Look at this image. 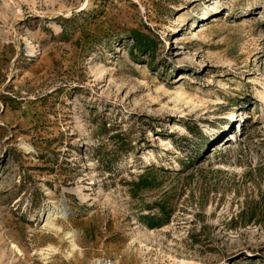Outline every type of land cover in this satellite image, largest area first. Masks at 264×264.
Listing matches in <instances>:
<instances>
[{
    "label": "rangeland",
    "instance_id": "374dc122",
    "mask_svg": "<svg viewBox=\"0 0 264 264\" xmlns=\"http://www.w3.org/2000/svg\"><path fill=\"white\" fill-rule=\"evenodd\" d=\"M0 264H264V0H0Z\"/></svg>",
    "mask_w": 264,
    "mask_h": 264
},
{
    "label": "bare ground",
    "instance_id": "6f19581e",
    "mask_svg": "<svg viewBox=\"0 0 264 264\" xmlns=\"http://www.w3.org/2000/svg\"><path fill=\"white\" fill-rule=\"evenodd\" d=\"M86 7V6H85ZM236 116H235V112H233L232 113V118H235ZM60 214L62 215V216H64V214H65V209L63 208L61 211H60ZM50 225V224H49ZM52 225V224H51Z\"/></svg>",
    "mask_w": 264,
    "mask_h": 264
}]
</instances>
